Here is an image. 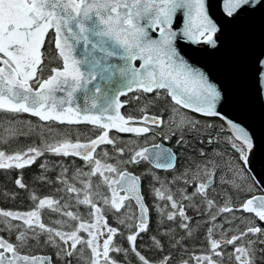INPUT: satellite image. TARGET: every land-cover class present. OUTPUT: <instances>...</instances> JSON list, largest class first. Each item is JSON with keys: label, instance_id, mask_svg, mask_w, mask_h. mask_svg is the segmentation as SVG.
<instances>
[{"label": "snow or ice", "instance_id": "1", "mask_svg": "<svg viewBox=\"0 0 264 264\" xmlns=\"http://www.w3.org/2000/svg\"><path fill=\"white\" fill-rule=\"evenodd\" d=\"M220 8L222 20L214 18V12L210 14L208 0H0V112L28 113L44 122L87 123L100 132L83 143L79 137L75 142L65 137L49 143L41 132L40 147L29 146L26 151L13 154L0 151V169H24L45 152L81 157L91 169L87 173L76 171L77 176L86 177L81 181L83 188H66L69 193H77L78 205L88 206V219L64 211V216L77 222L70 231L43 222L41 210L45 207L57 213L68 207L51 197L39 199L27 212L0 209V229L9 236L15 234L16 241L0 236V264H73L74 259L76 264H122L114 254H123V264H128L129 253L138 258L139 264H171V253L152 261L137 250L138 237L150 231L149 207L141 191V176L129 171L127 165L147 161L156 169H174L176 155L162 143H153L151 147L130 149L128 158L118 159L116 164L102 162L94 155L98 146L112 145L116 153H125L123 147H117V138L110 137L111 130L151 136L153 140L159 136L174 141L185 151L191 150L192 155L186 157L188 166L174 177V182L183 180L194 188L191 195L184 194L186 189H179L178 200L163 182L160 188H152L156 198L170 202L172 210L166 213L167 220L179 218L178 227L188 236L192 235L188 223L191 217L181 201L191 202L195 197L200 198L212 222L227 213L232 215L226 223L239 219L243 226L224 230L222 224L213 223L205 236L206 251L193 253L178 264H264V227L257 223L264 222V194L249 195L236 206L225 190L264 192V176L255 173L256 158L264 152V138L236 114L247 104L246 97H234L223 79L186 58L190 46H197L193 51H222L225 25H242L257 12L264 18V0H221ZM46 44L54 45L47 54ZM80 45L82 56L78 54ZM113 58L123 63H112ZM46 60L49 65L58 66L49 67L45 78ZM134 61H140L139 67ZM117 73L121 86L104 87ZM252 75L264 108V51L255 57ZM81 92L83 106L76 103L77 93ZM128 92L151 95L139 108V117L125 116L120 111L128 103L120 97ZM140 98L134 96L136 100ZM154 105L160 106L159 113L149 114L147 109ZM6 131L12 136L28 135L31 128L29 132L15 128ZM48 131L53 130L49 127ZM100 155L107 158L108 152ZM145 175L159 180L150 171ZM93 176L99 180L95 186ZM217 180L219 193L213 187ZM15 184L26 188L21 178ZM102 186H106L110 196L99 191ZM215 195L224 197L222 205ZM95 197L105 207L98 206ZM31 199L38 198L32 195ZM134 206L139 209L138 216L131 213ZM189 206L199 211L196 204ZM156 207L164 215V209ZM124 209L128 211L122 212ZM237 211L249 215L237 217ZM108 212L130 230L125 237L129 248L115 242L117 235L124 234L109 225ZM127 220L138 223H126ZM55 223L63 226L67 222ZM217 229L221 230L219 239L214 238ZM170 233L171 230L164 235ZM183 239L174 240L171 247H177ZM151 240L153 248L163 250L160 240L155 236ZM229 246L232 251H223ZM36 247L53 251L51 255L22 252Z\"/></svg>", "mask_w": 264, "mask_h": 264}, {"label": "trees", "instance_id": "2", "mask_svg": "<svg viewBox=\"0 0 264 264\" xmlns=\"http://www.w3.org/2000/svg\"><path fill=\"white\" fill-rule=\"evenodd\" d=\"M54 48V45L49 46L46 44L44 51L47 53H50ZM45 72L44 76L45 78L49 74L48 68L49 67H55L58 66L57 64H48V61H45ZM139 95L141 98L139 100L134 99V96ZM148 94H141L138 92H132L128 94L125 97V100L128 101L127 104H125L124 107V113L129 115H141L142 113L139 112V108L144 106L145 103H147L148 99H151V97H146ZM149 114L159 113L160 106H149L147 109ZM17 119L16 129L22 131V132H29V129L31 128V132L28 135H16L8 137L4 144L0 142V148H4V152L6 154H13L17 151H26L29 146H36L40 147L41 145V138L39 133L43 132V134L46 136L45 140H47L49 143H53V141L61 140L63 139L64 132V124H58L54 122L45 123V125H48L49 127H52L53 133H49L47 131H42L38 129L37 131L35 128H39L41 126L40 120L34 116H30L26 113L24 114H8L4 112H0V120L3 121H11ZM32 121L30 124L28 121ZM27 123L29 125H27ZM34 127V128H33ZM74 129L78 134H86L87 130L84 126H78L72 128ZM97 130V129H95ZM98 131V130H97ZM96 131L89 130V133L93 134ZM74 133V132H72ZM59 134V135H58ZM125 138H123L124 140ZM142 144H140L141 147ZM198 147V145H197ZM190 151V150H189ZM183 152L185 151L184 148L180 147V153L183 155ZM49 153V152H47ZM50 154V162L51 170L48 171L46 174H40L38 173L34 168L36 167V164H32L30 166H26L24 169L17 170L15 168L11 169H4L3 171H0V209L3 210H12V211H30L32 210L35 205L38 203L39 199L43 196L51 197L58 201V197L60 194V191H62V179L64 172V166L63 163L61 164V159H59V156L53 153ZM140 165H146L145 162ZM81 166V162L79 158L68 156L65 157V168L67 169V172L65 173V178H67L71 184L75 183L73 180V177L71 176L74 170ZM71 174V175H70ZM41 177H44V179H41ZM17 178H21L22 182L26 185V188L21 189L18 185L15 184V180ZM143 189L146 190V185H148V181L145 176H143ZM94 180H92V183ZM105 189L106 186H104ZM226 190V189H225ZM227 191V190H226ZM252 194V193H251ZM249 193H244L240 195L241 199H244L251 195ZM35 195L38 199L36 201H33L31 199V196ZM71 193H68V201H70L69 197L75 198L76 196H71ZM80 197V196H79ZM146 203L149 204V197L147 194L144 195ZM60 202V201H59ZM61 204V203H60ZM99 205H101V202H99ZM134 205V204H133ZM102 207H105L102 205ZM135 207V206H134ZM80 215L82 217L86 216V212H88V206L86 205H79L78 206ZM194 208L185 206V211L189 217H191V220L188 222L190 225V228H192V235H184L183 229L177 227L180 220L177 218L176 221H172V227L167 228L166 232H169L171 230V233L169 235H164L165 232L162 231L159 222H158V216L154 217L151 216L149 228L150 231L147 233H142L138 239H137V250L141 252L142 255H144L146 258L157 261L163 256H167L171 253L172 259L171 264H178V262L181 259H188L189 256L193 253L199 254L201 250H206L208 245L205 240V236L207 233V229L209 227H212V221L210 220L209 215L206 211L201 210L197 214L193 212ZM153 213H157L153 211ZM42 214V220L46 225H51L54 223L55 219L58 217V213L52 212L50 209L45 207L41 210ZM108 220H116L113 213L108 212L107 213ZM72 223L75 221H71ZM135 221H132L130 223H134ZM119 224V223H117ZM119 229L123 228V225L119 224ZM2 231V230H1ZM1 236L6 237V239H9L10 242L15 243V234L12 236H9L7 232L2 231ZM155 236L158 240L161 241V244L164 246L163 250H158L152 247V240L151 237ZM181 237H185V239L182 240L181 244L177 247L173 248L171 247V243L175 240L174 238H177L176 240H180ZM214 238L219 239L218 234L214 236ZM117 244L121 245L124 248H129V244L125 239V236H121L115 241ZM32 243V242H30ZM49 247H36L32 248L31 251H29V248H25L22 250L24 253H35V252H42L41 250H47ZM51 249V248H50ZM225 252L232 251L231 246H229L226 249H223ZM117 259L122 261L125 260V257L123 254H114ZM128 264H139L138 258L134 256V254L129 253L127 256ZM192 263V261H190ZM73 264H76L75 259L73 260Z\"/></svg>", "mask_w": 264, "mask_h": 264}, {"label": "water", "instance_id": "3", "mask_svg": "<svg viewBox=\"0 0 264 264\" xmlns=\"http://www.w3.org/2000/svg\"><path fill=\"white\" fill-rule=\"evenodd\" d=\"M208 3L210 6V14L214 12V18H220L222 20V11L220 8L221 0H208ZM225 30V48L222 51L216 53H213L211 49L208 51H193L192 49L197 46H190L186 49L189 54L186 58L190 57V63H193L198 67L202 66L206 69H210L218 79H223L230 94L234 97L240 94H243L246 97L247 104L242 110L237 111L236 114L244 119L253 129H255L259 137L264 138V108H262L261 102L256 95L255 82L252 75L254 59L261 51H264V18H262L261 14L257 12L250 16L242 25L226 24ZM181 43L185 42L181 41ZM83 53V46H78V54L82 56ZM111 62L115 64L123 63V61L118 58H113ZM133 63L136 67H139L140 61H134ZM225 69H227V71H225ZM120 79L121 78L117 73L112 77L110 82H105L103 86L106 88L116 89L121 86ZM130 93L132 92H128L127 95ZM127 95L121 96L120 99L124 101L123 98ZM76 103L83 106L82 92L77 93ZM123 107L120 109L122 114ZM28 115L32 116L31 114ZM41 122L45 123L44 121ZM54 123L65 124L59 122ZM157 143H162L164 147L171 148L174 152L172 147L162 141ZM147 147H151V145H148ZM255 173H259L260 176H264V152L260 153L256 158ZM257 179H259V176H257ZM261 194H264V192L254 195ZM136 210L138 216V207H136ZM136 222L138 223V220H136Z\"/></svg>", "mask_w": 264, "mask_h": 264}, {"label": "flooded vegetation", "instance_id": "4", "mask_svg": "<svg viewBox=\"0 0 264 264\" xmlns=\"http://www.w3.org/2000/svg\"><path fill=\"white\" fill-rule=\"evenodd\" d=\"M146 97H151V95L150 94H148V95H146ZM124 100H125V98H123ZM127 104V103H126ZM125 107V106H124ZM124 107H123V109H122V112H123V114L125 115V116H128L129 114H126V113H124ZM154 114H158V113H154ZM142 115V114H141ZM141 115H132V116H135V117H139V116H141ZM78 126H84L85 128H86V130H87V133L86 134H78V133H75L76 131L74 130V129H72V128H74V127H78ZM96 128L94 127V126H92V125H88V124H67V123H65V125H64V132H65V134H63V138H68V139H74L75 137H79V138H81V139H86L84 142H87L89 139H93V138H95L94 136H96L97 135V133L99 132V130L97 131V130H95ZM89 130H94V131H96L95 133H94V135L93 134H91V133H89ZM72 132H74V133H72ZM111 132H112V130H111ZM111 134H114V136L117 138V143H120L121 145H122V147L124 148V149H128V145L126 144L128 141H130V139H132L134 142H135V144L137 145V146H140V144H142L141 145V147H144V146H148V145H151V144H153V143H157V142H159V141H162L163 143H165V144H167V145H169L170 147H172L173 148V150H174V152H175V154H176V161H175V168L174 169H168V170H165V169H160V170H158V169H155V168H153L147 161H144L145 162V164L146 165H127V168H128V170L129 171H131V172H133L134 174H136V175H138V176H141V191H142V194L143 195H145V194H147V196L149 197V204L148 203H146L147 205H148V207H149V216H150V219H151V216H158L157 218H158V222H159V225H160V227H161V229H162V231L163 232H165L166 233V231H167V228H170V227H172V221H168L167 220V217H166V213L168 212V211H171L172 209L170 208V202H166V201H164V200H160V199H156V198H153L152 196H151V189H152V185H155V184H158L157 183V180H152V178H151V176L150 175H145V173H147V172H151L152 174H154L155 176L157 175L158 177H159V179H163L165 182H167L168 184H169V186H170V188H169V190L170 191H172L171 193L174 195V198H176V199H178L179 200V192H178V190L180 189V186L178 187L177 186V182H183V180H180V181H176V182H174V176L176 175V176H179L180 175V173L181 172H183L184 171V169L186 168V164L188 165V161H187V159H186V157H188V156H190V155H192V153H191V150L190 151H188V152H183V155H181V153H180V146H177V145H175V143H174V141H166V140H162V138H160L159 136H157L156 137V139L155 140H153L152 138L151 139H149V140H146L145 139V136H137L136 134H134V133H129V134H120V133H117V132H115V131H113ZM45 135H44V139H45ZM131 137V138H130ZM41 138V137H40ZM123 138H125L124 140H123ZM130 138V139H129ZM145 139V140H144ZM147 141V142H146ZM83 143V142H82ZM106 147H107V149H109L108 148V145H106ZM99 148H100V146H98V148H97V150H99ZM139 149V147L138 148H136V150H138ZM205 150L206 151H210V148H208V147H206L205 148ZM97 152V151H96ZM50 153V152H49ZM49 153H47V152H45L44 153V155L43 156H41V157H39L38 159H37V161L35 162V163H33V164H36V167L34 168L38 173H40V174H46V173H48V171L49 170H51V165H52V163L50 162V154ZM130 153V152H129ZM95 156H96V153L94 154ZM59 156V159H61V164L63 163V166H64V169H65V156H62V155H58ZM68 157V156H67ZM73 157H76V156H73ZM77 158H79V160H80V162H81V166L80 167H78V168H76L75 170H74V172L73 173H76V171L79 169L81 172H83L82 170H84L85 169V161H83V159L81 158V157H77ZM184 161H186V162H184ZM143 162V163H144ZM183 162H184V165L185 166H182V164H183ZM41 164H45L46 165V168H41L40 167V165ZM142 164V163H141ZM4 169H0V171H3ZM17 170H20V169H17ZM73 173H72V177H73ZM62 175H63V179H62V191H60V194H59V197H58V201H60V203H61V205H65V204H67L68 202H70V201H72L74 198H72V197H69V199H70V201H68V196H67V194L69 193V192H67L66 191V188H67V186L68 185H79L78 184V182H77V180L73 177V180L75 181V183H70V182H68L69 180L67 179V178H65V173L63 172L62 173ZM143 176H145L146 177V179H147V181L149 182L148 183V185H146V190L144 191V189H143ZM94 179V178H93ZM93 179H91V181L93 180ZM64 181H67V183H64ZM99 182V180H97V181H95L94 180V182L92 183L93 184V186H95V184L96 183H98ZM217 184H218V180H217V182L213 185V187L214 186H217ZM185 187H186V191H185V195H190L191 193H192V191H193V187L191 186V185H185ZM79 188H81V187H79ZM102 188V187H101ZM103 189L104 190H106L105 189V187L103 186ZM261 191L259 190V189H257V192L256 193H254V194H257V193H260ZM72 195L71 196H76L77 195V193L74 195L73 193H71ZM121 194H123V193H121ZM241 194H244L243 192H241ZM254 194H251V195H254ZM219 196V195H218ZM44 197H46V196H43V197H41L40 199H42V198H44ZM249 197V196H248ZM248 197H246V198H248ZM145 198V197H144ZM233 199V202H238V204L241 202V201H243V200H245L246 198H244V199H238V200H235V197L233 196L232 197ZM217 201H220L221 203H223V201H224V197L223 196H220V198L219 199H217ZM98 202V201H97ZM146 202V201H145ZM185 206H188V204L190 203V201H187V200H183V201H181ZM133 203V202H132ZM196 203H197V207L199 208V211L196 209V208H194V210H193V212L195 213V214H197L198 212H200L201 210H203L204 209V205L203 204H201L200 203V199H197L196 200ZM134 204V203H133ZM166 204L168 205L167 207H166ZM155 205H159V207L160 208H163L164 209V215H161L159 212H158V210H157V207L155 206ZM79 206V205H78ZM128 210L127 209H124V210H122V212H127ZM153 211H155V212H157L156 214L155 213H153ZM237 212H240V211H237ZM131 213H134L136 216H137V210H136V207H133L132 209H131ZM223 214L224 213H222L220 216H218L217 217V220L215 221V222H212V225H213V223H220V224H222L223 225V227H225L226 225H224L223 224V222H222V218H223ZM247 214V213H246ZM249 215V214H248ZM62 217H63V215H62ZM115 217V216H114ZM58 218V217H57ZM116 219V218H115ZM161 221H163V223H161ZM130 222H132V221H130V220H127L126 221V223H130ZM136 222V221H135ZM55 223V222H54ZM108 223H109V225L110 226H112V227H119V224H117L118 223V221H116V220H108ZM137 223V222H136ZM257 223L259 224V226H261V227H264V222H259V221H257ZM177 227H178V225H177ZM193 227H191L190 229H192ZM241 228H242V226H241ZM120 230V232H122L124 235L123 236H127L128 234H129V232H130V230L129 229H127L126 227H125V225H123V228L122 229H119ZM183 231H184V235H187V232L183 229ZM193 231V230H192ZM1 234H2V231H1V229H0V236H1ZM216 234H218V232L215 230V235ZM121 236L120 235H117V237L115 238V241L118 239V238H120ZM175 240L177 239V238H174ZM42 252H35V253H32V254H44V255H51L52 254V249H47V250H41ZM206 250H201V252L199 253V254H202V252L204 253ZM24 253V252H23ZM24 254H29V253H24ZM199 254H197V255H199ZM190 264H195V261H192V263H190Z\"/></svg>", "mask_w": 264, "mask_h": 264}, {"label": "rangeland", "instance_id": "5", "mask_svg": "<svg viewBox=\"0 0 264 264\" xmlns=\"http://www.w3.org/2000/svg\"><path fill=\"white\" fill-rule=\"evenodd\" d=\"M30 124H32L31 122L32 121H28ZM41 122V121H40ZM16 124H17V119H15V120H9V121H3V120H0V142L2 143V144H4L5 143V141H6V139L8 138V137H11L12 135H10L7 131H6V129H9V128H15L16 129ZM41 125H43L44 127L42 128L41 126L39 127V128H35V130L37 131L38 129H40V130H42V131H47V132H49L48 131V128H49V126L48 125H45V123H40ZM27 125H29L28 123H27ZM34 128V127H33ZM51 129H53L52 127H50ZM113 132V131H112ZM111 131L109 132V135H110V137H113L114 136V134H111L112 133ZM50 133V132H49ZM51 133H53V132H51ZM100 134V132H98L97 133V135H99ZM96 135V136H97ZM96 136H94V137H96ZM115 137V136H114ZM131 138V137H130ZM129 138V139H130ZM80 139V142H84L86 139L84 138V139H81V138H79ZM145 139L146 140H149V139H151V136H148V137H145ZM144 139V140H145ZM72 142H75L76 140H77V137H75L74 139H70ZM54 142H56V141H53V143ZM127 145H128V149H125V153L123 154V156H121L119 153H116L115 151H114V149H113V146L112 145H108V148L109 149H107V147H106V145H101L100 146V148H99V150H97V152H96V158H98V159H101L102 160V162H106V163H112V164H116L117 163V160L118 159H127L128 158V156L130 155V153H129V150L130 149H136L137 148V145L135 144V142L132 140V139H130V141H128L127 143H126ZM117 147H122V145L120 144V143H117ZM5 149L4 148H0V151H4ZM103 151H107L108 152V157L107 158H104V157H102L101 155H100V153H102ZM184 162H186V161H184ZM184 162H183V164H182V166H185L184 165ZM188 165L186 164V167H187ZM91 169H90V167H89V165L87 164V162L85 163V169L84 170H82L83 172L82 173H87V172H89ZM157 176V175H156ZM73 177L77 180V182H78V184L79 185H73V186H75L76 188H79V187H81V188H83V185H82V183H81V181L82 180H85L86 179V177L85 176H83V175H81V176H77L76 175V173H73ZM174 177H176V175L174 176ZM94 178V179H93ZM91 179H93V180H95V181H97L98 180V177L97 176H93V177H91ZM161 182H163V184H164V186L166 187V188H170V186H169V184L167 183V182H165L163 179H159L158 181H157V183L158 184H155V185H152V188L153 187H155V188H160L161 187ZM97 184V183H96ZM95 184V185H96ZM177 186L179 187L180 186V189H186V187H185V184H184V182H177ZM214 188H216V190H217V193H219V191H220V186H219V182H218V184H217V186H214ZM226 190L228 191V195H230L231 197H235V200H238V199H240V195H241V193H237L236 192V190H234V189H227L226 188ZM96 191V189H95V187L93 188V192H95ZM99 191L101 192V193H103V194H106V195H111V193L106 189V190H104L103 189V186H102V188H100L99 189ZM193 191H194V188H193ZM192 191V192H193ZM172 192V191H171ZM257 192V190H254L253 191V193L252 194H254V193H256ZM243 193H245V192H243ZM74 195L76 194V193H73ZM192 194V193H191ZM190 194V195H191ZM211 195V194H210ZM79 199H83L84 198V192L83 191H81L80 193H79ZM151 196L153 197V198H156L154 195H153V193H152V189H151ZM179 199H180V196L178 197ZM214 198L217 200V199H219L220 198V195L218 196V195H215L214 196ZM95 199L98 201V206H101L102 207V202L99 200V197H95ZM156 199H159V198H156ZM197 199H200L199 197H195V198H193V200L190 202L191 204H196L197 205V203H196V200ZM233 199V198H232ZM99 202H101V205H99ZM182 203V202H181ZM189 203V204H190ZM218 203L220 204V205H222L223 203H221L220 201H218ZM236 206H238L239 204H238V202H233ZM189 204H188V206L187 207H190L189 206ZM67 205H68V207L65 209V208H61V211L60 212H58V218H56L55 219V221H57V220H62V221H66L67 223L66 224H64L63 226H60V225H57L56 223H53V224H51V225H48V226H51V227H57V228H60L61 230H63V231H70L71 230V225H73L74 223H77V222H71L72 220L69 218V217H66V216H64L63 215V213H64V211H72V212H74V213H78L79 215L81 214L80 213V211H79V208H78V204H77V197H75L72 201H70V202H68L67 203ZM61 206H63V205H61ZM156 206V205H155ZM24 212H27V211H24ZM56 214H57V212H55ZM62 215H63V217H62ZM231 215L232 214H227V213H224L223 214V218H222V222H223V224L224 225H226L225 227H223V229L224 230H228V229H231V228H235L237 225H240V221H239V219H237V220H235V221H233L231 224H229V223H226L225 221H226V219H231ZM235 215L237 216V217H240V216H247L248 214H246V213H242V212H235ZM84 219H88V217H87V212H86V216L84 217ZM54 221V222H55ZM130 221H132V220H130ZM13 223H22V222H20V221H14ZM216 224H220V223H216ZM240 226H242V225H240ZM243 227V226H242ZM2 230V229H1ZM192 230V229H191ZM3 231V230H2ZM217 232H218V237L220 238V236H219V232L221 231L220 229H217L216 230ZM230 234H232L231 232H229V235ZM9 235V234H8ZM83 235H85V237H86V234H83ZM5 239H6V237H4Z\"/></svg>", "mask_w": 264, "mask_h": 264}, {"label": "bare ground", "instance_id": "6", "mask_svg": "<svg viewBox=\"0 0 264 264\" xmlns=\"http://www.w3.org/2000/svg\"><path fill=\"white\" fill-rule=\"evenodd\" d=\"M218 190V189H217ZM203 253V252H202Z\"/></svg>", "mask_w": 264, "mask_h": 264}]
</instances>
